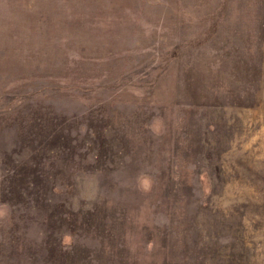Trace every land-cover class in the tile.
Returning <instances> with one entry per match:
<instances>
[{
  "label": "rangeland",
  "instance_id": "374dc122",
  "mask_svg": "<svg viewBox=\"0 0 264 264\" xmlns=\"http://www.w3.org/2000/svg\"><path fill=\"white\" fill-rule=\"evenodd\" d=\"M0 264H264V0H0Z\"/></svg>",
  "mask_w": 264,
  "mask_h": 264
}]
</instances>
